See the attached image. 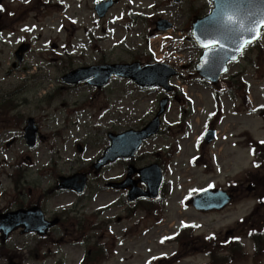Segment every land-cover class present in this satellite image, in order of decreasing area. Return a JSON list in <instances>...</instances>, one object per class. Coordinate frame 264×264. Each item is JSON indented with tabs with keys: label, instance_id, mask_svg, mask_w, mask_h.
I'll return each mask as SVG.
<instances>
[{
	"label": "rangeland",
	"instance_id": "obj_1",
	"mask_svg": "<svg viewBox=\"0 0 264 264\" xmlns=\"http://www.w3.org/2000/svg\"><path fill=\"white\" fill-rule=\"evenodd\" d=\"M95 1L6 2L11 11L0 16V97L7 93L2 102L12 101L17 105L15 112L36 118L43 139L29 150L21 140V127L0 118V185L11 186L3 172L9 173L16 163L29 168L26 177L33 188H23L26 199H20L26 202L37 182V189H46L55 185L56 175L87 169L90 159L108 145L107 132L137 128L149 121L157 110L161 90L137 89L124 79H110L100 93L86 85L65 89L47 109L37 108V104L59 85L64 67L127 62L135 56L147 59L151 53L154 60L175 66L178 73L171 79L177 93L168 96L161 131L143 144L137 156L140 164L163 156L160 161L168 182L161 208L151 214L145 207L128 211L131 205H122V193L104 186V182L122 176V165L114 164L101 171V181L91 176L84 194L55 193L48 198L47 217L57 215L62 223L45 237L11 233L0 242V264H79L94 247L93 241L111 251L100 264H210L207 245L213 249L217 239L224 240L228 233L239 230L241 219L246 223L250 215L254 216L250 221L264 218L263 209L253 213L257 197H264V160L254 168L257 158L250 147L258 150L257 143L264 139V57L256 64V53L250 49L232 63L224 79L239 74L246 89L237 84V91L230 94L225 90L228 81L223 83L216 105L215 88L192 73L200 50L187 30L195 17L192 7H203V14L210 8L208 0L175 4L169 0H118L101 19L93 10ZM138 12L147 21L133 17ZM158 16L171 22L172 29L152 33ZM86 31H91L93 41ZM148 33L153 35L145 41L143 36ZM20 41L30 43L31 50L21 64L11 67L12 53ZM259 43L264 48V36ZM248 59H253V64ZM207 125L217 131L209 144L202 140ZM56 131L60 137L52 136ZM12 137L16 140L5 147L4 142ZM76 144L83 147L82 152L76 151ZM250 182H258L253 191L246 188ZM209 186L232 189L233 202L221 211L197 212L187 199ZM35 195L38 198L37 190ZM8 204L9 197L0 191V211ZM70 208L75 211L68 213ZM77 220L83 222L84 229L74 224ZM90 223L100 226L90 230ZM240 243L244 245L241 254L220 252L218 257L230 255L228 264H264V252L255 254L251 240Z\"/></svg>",
	"mask_w": 264,
	"mask_h": 264
},
{
	"label": "water",
	"instance_id": "obj_2",
	"mask_svg": "<svg viewBox=\"0 0 264 264\" xmlns=\"http://www.w3.org/2000/svg\"><path fill=\"white\" fill-rule=\"evenodd\" d=\"M177 1V0H176ZM213 7L210 13L200 19H196L192 25V36L195 41L204 48V43L212 39L218 41L211 57L209 51L205 49L198 63L196 72L208 81L215 82L220 74L226 69L225 63L228 59H234L241 52L237 49L241 47L242 40L251 39L248 29L251 27V19H259L264 10V0H210ZM110 3L105 4L98 10L99 16L103 15ZM235 15L236 19L230 21L229 15ZM158 23V22H157ZM166 26H169L167 24ZM165 28V26L163 27ZM252 41V40H251ZM26 45H21L15 52V57L21 61ZM175 74V71L160 63L140 65L138 62L132 63H111L99 66H88L77 68L61 77L65 83H78L85 81L102 87L112 76L118 78H128L135 85L143 88L160 86L166 91H170L168 79ZM167 102L163 98L159 102V109L153 119L140 130L129 129L119 134L108 133L110 139L109 146L101 156V165L112 161L117 156H131L137 149L142 139L156 134L159 127V116L165 108ZM32 119L28 120L25 128V138L28 145L32 146L35 140V127ZM211 138V133L208 139ZM141 180L148 186L146 196L154 198L158 196L159 186L162 181V173L156 164H152L143 169H139ZM150 173V174H149ZM77 180V181H75ZM131 186L133 184L124 182L121 186ZM84 186V176L77 174L71 177H61L59 187L74 188L78 192ZM113 186V185H111ZM251 189V187H249ZM134 192H139V190ZM132 198V190L129 191ZM229 202V197L219 190H206L193 196V205L199 210H219ZM56 220L47 222L43 219L39 208L33 207L27 210L20 209L0 215V230L7 234L16 227L22 226L23 232L34 231L43 235L47 228L54 224Z\"/></svg>",
	"mask_w": 264,
	"mask_h": 264
},
{
	"label": "trees",
	"instance_id": "obj_3",
	"mask_svg": "<svg viewBox=\"0 0 264 264\" xmlns=\"http://www.w3.org/2000/svg\"><path fill=\"white\" fill-rule=\"evenodd\" d=\"M202 9L203 7H200L197 10L192 7L191 13L195 14V16H198ZM254 47L259 50L258 52H260V47L258 45H255ZM233 84H234L233 86H235L236 83H233ZM255 154H256V157L259 159V161L264 160V143H262L259 146V149L255 152ZM258 209L264 210V201L262 200V198L258 199L257 205L253 213L257 212ZM250 216L247 218L246 223L242 222L243 221L242 220L241 221L242 226L240 227V229L233 232L231 235L241 233L243 234V236L251 238V240L254 242L255 251L258 253H261L264 251V218L258 219V220L256 219V221H250V219L254 217V216L253 217H250ZM212 239L215 240L217 238L216 236H213ZM217 240L218 241H216L215 244L213 243L214 245L213 249L212 248L210 249V247L207 245L206 252L211 256L210 264L230 263V261L232 260L230 255H224L222 257H218V254L220 252H228L232 255H235V254L239 255L243 252V248L241 247V245L237 244L236 237L229 236L226 240H220V239H217ZM228 248H229V251H220V250H227ZM103 250L104 249L102 247V250L98 251V253L101 252V257L97 258L96 262L100 261V259L102 260L106 256V252ZM92 258L93 256L88 253L87 257L85 258L82 264H91L92 261L95 260L94 259L95 257L93 259Z\"/></svg>",
	"mask_w": 264,
	"mask_h": 264
},
{
	"label": "flooded vegetation",
	"instance_id": "obj_4",
	"mask_svg": "<svg viewBox=\"0 0 264 264\" xmlns=\"http://www.w3.org/2000/svg\"><path fill=\"white\" fill-rule=\"evenodd\" d=\"M5 2V1H4ZM12 123L16 124L18 127H21L23 126V122L25 120L24 118V115L21 113V112H15L12 117ZM23 123V124H21ZM101 134V133H100ZM134 163H136V160L133 161ZM91 162L89 163V165L87 166V174L89 175V173L92 172V169H91ZM3 176H5L6 180L10 182V179H11V193L12 195L10 196L11 200L13 201L14 205L12 206L13 208H18V207H24V206H29L32 204V202H37V197L36 195L34 196V194L36 193V190H37V186L35 185L34 186V194L32 193L29 197V199L25 202V201H22L20 199H26V196L24 197V190H23V186L25 185V176L24 174H22V171L20 169H18V171L13 175L14 177L13 178H10L9 177V174L8 173H5V171L3 172ZM123 178V177H122ZM122 178H120L119 180H121ZM133 179H137V175L134 174L132 176ZM138 185L141 186L140 183H138ZM0 191H3L2 192V196L4 197H9V189L6 188V183L3 184V185H0ZM51 191L53 192V190L51 189L49 191V194L51 193ZM29 193L32 192V189H29L28 190ZM37 196L38 198L40 197V195L38 194V190H37ZM10 200V201H11ZM38 204H40L39 202H37ZM36 205V203H34Z\"/></svg>",
	"mask_w": 264,
	"mask_h": 264
},
{
	"label": "snow or ice",
	"instance_id": "obj_5",
	"mask_svg": "<svg viewBox=\"0 0 264 264\" xmlns=\"http://www.w3.org/2000/svg\"><path fill=\"white\" fill-rule=\"evenodd\" d=\"M228 19L230 21L236 19L235 15H229ZM251 27L248 29V31L251 33V39L245 38L242 40L241 47H239L237 50L240 51L243 49V47L247 46L248 43L251 42V40L259 39L261 36H264V33L260 31L262 27H264V10H262L261 15L259 19H251L250 20ZM218 44V41L209 39L206 43H204L205 49H212V51H209V57L212 56L213 51L215 50V46Z\"/></svg>",
	"mask_w": 264,
	"mask_h": 264
}]
</instances>
